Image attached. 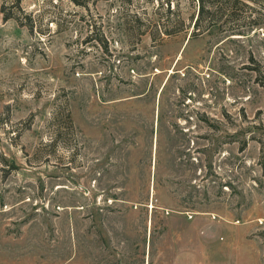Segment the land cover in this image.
<instances>
[{
  "label": "rangeland",
  "instance_id": "obj_1",
  "mask_svg": "<svg viewBox=\"0 0 264 264\" xmlns=\"http://www.w3.org/2000/svg\"><path fill=\"white\" fill-rule=\"evenodd\" d=\"M240 2L192 37L196 0H0V264H264V0Z\"/></svg>",
  "mask_w": 264,
  "mask_h": 264
},
{
  "label": "trees",
  "instance_id": "obj_2",
  "mask_svg": "<svg viewBox=\"0 0 264 264\" xmlns=\"http://www.w3.org/2000/svg\"><path fill=\"white\" fill-rule=\"evenodd\" d=\"M196 2H197V12H196V19L194 20V24H193L194 28L191 33L192 37L198 36L203 32L211 29L212 27L217 26L218 19L221 17L231 18L230 16H232V13L234 12L232 11L233 5L236 6V4L238 3L242 5H246V3L240 2V0H196ZM165 4L166 6H169L168 1H166ZM15 6L17 8H20V0H15ZM250 8L253 9L252 7ZM9 18H11V16L8 15L4 16L5 20ZM230 30L231 32H234L232 28ZM168 32H169L168 30H164V32L159 31L158 33L162 35L171 34ZM67 116H68V112H67Z\"/></svg>",
  "mask_w": 264,
  "mask_h": 264
}]
</instances>
